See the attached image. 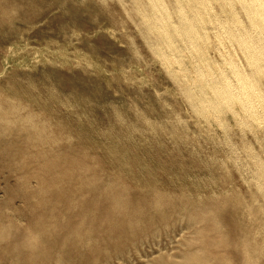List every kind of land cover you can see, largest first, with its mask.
<instances>
[{
	"label": "rangeland",
	"instance_id": "1",
	"mask_svg": "<svg viewBox=\"0 0 264 264\" xmlns=\"http://www.w3.org/2000/svg\"><path fill=\"white\" fill-rule=\"evenodd\" d=\"M121 7L0 0V264H181L211 244L209 264H244L248 254L264 264V238L244 240L264 235L251 161L264 155V109L256 117L246 99L220 98L205 80L232 73L230 60L246 62L239 43L210 34L197 48L176 39L177 49ZM200 88L208 107L189 98ZM229 189L240 202L225 201Z\"/></svg>",
	"mask_w": 264,
	"mask_h": 264
},
{
	"label": "bare ground",
	"instance_id": "2",
	"mask_svg": "<svg viewBox=\"0 0 264 264\" xmlns=\"http://www.w3.org/2000/svg\"><path fill=\"white\" fill-rule=\"evenodd\" d=\"M55 1V0H54ZM87 1V0H86ZM118 2L120 3V5L122 6L121 8H123L124 12L128 15L131 16V18H133L134 20L136 16V18L138 19V22L142 23V24H146V31H145V34L148 36V37H152L156 40H158L160 43H165V42H168L169 44H171V46L173 45V47L177 48V44L175 42L176 39L178 40H182L183 42H185L186 44H190L192 47L196 45V42L198 40H202V39H206L210 36V34H213L214 36H217L219 38H221L222 36H224L225 38L226 37H231L232 38H235L236 41L239 43L238 45H240L239 48H241L243 54H244V59L246 62H244V64L241 63V61H233L230 60V64L228 65H231V69H232V73H227L226 72V69L223 68V70L221 71V69H219L221 71V75L217 76L215 79H209L208 77L205 79L206 80V83L212 87V89L215 91L212 92L214 94H217L218 96H221L223 98H228V96H232L235 98V96L240 97L241 100L242 98L245 100H247V108L249 107V110L251 111L252 114H254L256 117L261 113V110L264 109V90H262L261 88V85H264V0H129V2L132 4L131 6V9H129L125 4H123L120 0H118ZM128 2V0H127ZM84 3V2H83ZM129 6V5H128ZM130 10V11H129ZM142 15V19L140 18L139 19V16ZM133 16V17H132ZM139 31V30H138ZM139 34V33H138ZM140 35V34H139ZM142 35V34H141ZM212 35V36H213ZM141 37V36H140ZM142 38V37H141ZM218 38V39H219ZM223 40V38H221ZM227 39V38H226ZM143 40V39H142ZM207 40V39H206ZM213 40V39H212ZM211 40V41H212ZM208 41V40H207ZM205 41V42H207ZM214 42V41H213ZM220 42V40H219ZM224 42V41H223ZM230 42V41H229ZM145 43V42H144ZM143 43V44H144ZM156 43V42H155ZM184 43V44H185ZM157 44V43H156ZM214 44V43H212ZM221 44V43H220ZM232 44V42H231ZM158 45V44H157ZM156 45V46H157ZM189 45V46H190ZM199 45V43H198ZM204 45V44H203ZM206 45V44H205ZM211 45V44H210ZM219 45V44H218ZM222 45V44H221ZM226 45V44H225ZM236 45V44H235ZM208 46V45H207ZM196 47V46H195ZM198 47V46H197ZM196 47V48H197ZM200 47V45H199ZM206 47V46H205ZM212 47V46H211ZM217 47V45H216ZM223 47V45H222ZM232 47H233V44H232ZM158 48V46H157ZM167 48V47H166ZM169 48V47H168ZM175 48H174V51H175ZM194 48V47H193ZM213 48V47H212ZM221 48V47H220ZM156 49V47H155ZM161 49V48H160ZM164 49V48H163ZM179 49V45H178V48ZM185 49V48H183ZM187 49V47H186ZM199 50H201V48H198ZM206 49V48H205ZM215 49V48H213ZM224 49V48H223ZM227 49V48H226ZM232 49V48H231ZM134 50V49H133ZM136 50V49H135ZM162 50V49H161ZM218 50V49H217ZM235 50V49H233ZM137 51V50H136ZM155 51V50H153ZM157 51V50H156ZM167 51V50H166ZM169 51V49H168ZM180 51V50H179ZM202 51V50H201ZM204 51V50H203ZM219 51V50H218ZM232 51V50H231ZM240 51V50H239ZM159 52V51H157ZM164 52V51H163ZM162 52V54H163ZM171 49H170V51ZM189 52V51H188ZM198 52V51H196ZM220 52V51H219ZM233 52V51H232ZM160 53V52H159ZM190 53V52H189ZM192 53V52H191ZM199 53V52H198ZM216 53V52H215ZM227 53V52H226ZM240 53V52H239ZM132 54V52H131ZM134 54V53H133ZM170 54V53H168ZM173 54V53H172ZM179 54V53H177ZM175 54V55H177ZM182 53H180L181 55ZM183 54H184V51H183ZM182 54V55H183ZM186 54V53H185ZM195 54V53H193ZM200 54V53H199ZM202 54V53H201ZM213 54H214V51H213ZM221 54V53H220ZM218 53V55H220ZM228 54V53H227ZM164 55V54H163ZM192 55V54H191ZM203 55V54H202ZM222 55V54H221ZM230 55V54H229ZM236 55V54H235ZM241 55V54H240ZM138 56V55H136ZM154 56V55H153ZM159 56V54H158ZM179 56V55H178ZM208 56V55H207ZM214 56V55H213ZM135 57V56H134ZM141 58V56H139ZM163 57V56H162ZM165 57V55H164ZM168 57V56H167ZM198 57V56H197ZM222 57V56H221ZM224 57V56H223ZM229 57V56H228ZM242 57V56H241ZM156 58V57H155ZM170 58V57H169ZM175 58V57H174ZM181 58V57H180ZM185 58V57H183ZM190 58V57H189ZM188 58V60H189ZM192 58H193V55H192ZM202 59L204 57H201ZM230 58H231V55H230ZM243 58V57H242ZM179 59V57H178ZM206 59V58H205ZM204 59V60H205ZM211 59V58H210ZM220 59V58H219ZM228 59V58H227ZM181 60V59H180ZM179 61V63H181ZM196 60V59H195ZM225 60V59H224ZM229 60V59H228ZM227 60V61H228ZM174 61V60H173ZM192 61V60H191ZM207 61V60H206ZM205 61V63H206ZM215 61V59H214ZM169 62V61H168ZM177 62V61H176ZM216 62V61H215ZM219 62V61H218ZM221 62H222V58H221ZM167 63V62H165ZM178 63V64H179ZM184 63V62H183ZM200 63V62H199ZM213 63V62H212ZM220 63V62H219ZM227 63V62H226ZM229 63V61H228ZM193 64V63H192ZM198 64V63H197ZM201 64V63H200ZM207 64V63H206ZM221 64V63H220ZM162 65V64H161ZM164 65V64H163ZM171 65V64H170ZM195 65V64H194ZM214 65V64H213ZM226 65V64H225ZM165 66V65H164ZM168 66V64H167ZM174 66V65H173ZM181 66H182V63H181ZM189 66V65H188ZM206 66V65H205ZM219 66V65H218ZM223 66V65H222ZM176 67V66H175ZM183 67V66H182ZM196 67V66H195ZM203 67V66H202ZM214 67V66H212ZM216 67V65H215ZM185 68V67H184ZM197 68V67H196ZM199 68V67H198ZM204 68V67H203ZM206 68V67H205ZM217 68V67H216ZM227 68V67H226ZM229 68V67H228ZM172 69V68H171ZM170 69V70H171ZM191 69V68H190ZM211 69V68H209ZM208 69V70H209ZM168 70V69H167ZM181 70H184L185 73H187L185 69H181ZM198 70V69H197ZM205 70V69H203ZM208 70H205L206 72ZM216 70V69H215ZM173 71V69H172ZM219 71V72H220ZM165 72V71H164ZM171 72V71H170ZM198 72H201V70L199 69ZM205 72V74H206ZM212 72V71H211ZM214 72V71H213ZM208 73V72H207ZM217 73V72H216ZM172 74V73H170ZM176 73H174L175 75ZM184 74V73H183ZM211 75V73H209ZM213 74V73H212ZM219 74V73H218ZM232 74V75H231ZM167 75V74H166ZM173 75V74H172ZM179 75V74H178ZM208 75V76H210ZM216 75V74H215ZM189 76V75H188ZM197 76H198V73H197ZM205 76L202 72V77ZM177 77V76H176ZM180 77V75H179ZM183 77V76H182ZM186 77V76H185ZM190 77V76H189ZM213 77V76H212ZM215 77V76H214ZM192 78V77H191ZM200 78V77H199ZM198 78V79H199ZM205 78V77H203ZM171 79V78H170ZM189 79V78H188ZM195 79V78H194ZM182 80V79H181ZM193 80V79H192ZM200 80L204 81V79H201ZM195 81V80H194ZM180 83V81H178ZM185 84H186V81H184ZM189 82V81H188ZM205 83V82H204ZM204 83H201V84H204ZM193 84V83H192ZM191 84V85H192ZM195 84V83H194ZM198 84V83H197ZM190 85V84H189ZM187 86H188V83H187ZM193 86V85H192ZM190 86V87H192ZM197 85H195L196 87ZM199 86V85H198ZM178 87V86H177ZM206 87V85H205ZM263 87V86H262ZM199 88V87H198ZM204 88V87H203ZM264 88V87H263ZM201 90H199V92L196 94L194 91L190 92L189 91V98L193 101H195L198 105L201 104V106H203V104H207V107H208V104L211 103V99H205V97H200L203 95V90L202 88H200ZM193 90V88H192ZM210 92V91H209ZM205 93L206 90H205ZM205 95V94H204ZM210 97V96H209ZM230 97V98H232ZM217 98V97H216ZM229 98V99H230ZM215 99V98H214ZM239 99V98H238ZM188 100V99H187ZM217 100V99H216ZM220 100V99H219ZM232 100V99H231ZM240 100V99H239ZM240 100V101H241ZM190 101V102H192ZM229 101V100H228ZM227 101V103H228ZM234 101V100H233ZM210 102V103H209ZM231 102V101H230ZM243 102V101H242ZM241 102V103H242ZM194 103V102H192ZM214 103L216 104L217 102H215L214 100ZM213 103V104H214ZM222 103V101H221ZM226 103V104H227ZM233 103V102H232ZM190 104V103H189ZM214 104V106H215ZM243 104V103H242ZM225 105V104H224ZM228 105H231V104H228ZM227 105V106H228ZM234 105V104H233ZM244 105V104H243ZM133 106V105H132ZM213 106V105H212ZM213 106V107H214ZM216 106H220L217 105ZM222 106V105H221ZM139 107V105H138ZM196 107V106H195ZM194 107V108H195ZM212 107V108H213ZM230 109L231 107L228 106ZM233 107V106H232ZM244 107H246V105H244ZM211 108V107H210ZM215 108V107H214ZM141 109V108H140ZM193 109V107H192ZM198 109V108H197ZM208 109V108H207ZM217 109L220 110V107H218ZM238 109V108H237ZM203 107H202V111H203ZM225 110V108L223 109ZM243 110V108L241 109ZM140 111V110H139ZM142 111V110H141ZM155 111V110H154ZM207 111V110H206ZM215 112H217L215 109H214ZM238 111V110H237ZM137 112V111H136ZM200 112V111H199ZM220 112V111H219ZM222 112V111H221ZM247 112V111H246ZM264 113V111H262ZM117 113V112H116ZM124 113V112H122ZM144 113V112H143ZM151 113V112H150ZM177 113V112H176ZM197 113V111H196ZM205 113V112H203ZM225 113V112H224ZM118 114V113H117ZM120 114V112H119ZM149 114V113H148ZM158 114V113H157ZM195 114V113H194ZM217 114V113H216ZM220 114V113H219ZM236 114H238L236 112ZM258 114V115H256ZM125 115V114H123ZM177 115V114H176ZM199 115V113H198ZM201 115V114H200ZM239 115V114H238ZM251 114H249L250 116ZM120 116V115H119ZM140 116V115H139ZM159 116V115H158ZM161 116V115H160ZM179 116V115H178ZM218 116V114H217ZM220 116V115H219ZM218 116V117H219ZM240 116V115H239ZM248 116V117H249ZM253 116V115H252ZM149 117V116H148ZM206 117V116H205ZM204 117V118H205ZM208 117V116H207ZM251 117V116H250ZM254 117V116H253ZM123 119V117H121ZM140 118V117H139ZM147 118V117H146ZM145 118V119H146ZM154 118V117H153ZM162 118V116H161ZM180 118V117H179ZM222 118V117H219V119ZM244 118V117H243ZM252 118V117H251ZM263 118V117H262ZM138 119V118H137ZM148 119V118H147ZM150 119V118H149ZM166 119V118H165ZM206 119V118H205ZM254 119V118H253ZM114 120V119H113ZM117 120V118L115 119ZM120 120V118H119ZM124 120V119H123ZM122 120V121H123ZM151 120V119H150ZM154 120V119H153ZM160 120V119H159ZM158 120V121H159ZM175 120V119H174ZM178 119H176L177 121ZM181 120V119H180ZM226 120V119H225ZM257 120V119H256ZM255 120V121H256ZM121 121V120H120ZM129 121V120H128ZM163 121V119L161 120ZM211 121V120H210ZM223 121V120H222ZM241 121V120H240ZM245 121V120H244ZM248 121V119H247ZM259 121V120H258ZM114 122V121H113ZM119 122V121H118ZM135 122V121H134ZM142 122V121H141ZM166 122V121H164ZM169 122V121H168ZM178 122V121H177ZM176 122V123H177ZM220 122V121H219ZM251 122V120H250ZM120 123V122H119ZM119 123L117 124L119 127ZM123 123V122H122ZM131 123H132V119H131ZM149 123V122H148ZM156 123V121H155ZM170 123V122H169ZM183 123V121H182ZM224 123V122H223ZM226 123H229L228 121ZM236 123V122H235ZM238 123V122H237ZM242 123V122H241ZM241 123H240V126H241ZM246 123V121H245ZM253 123V122H252ZM125 124H128L125 123ZM137 123H135L134 125H136ZM144 124V123H142ZM153 124V123H151ZM157 124V123H156ZM160 124V123H159ZM164 124V123H163ZM167 125V123H165ZM164 124V125H165ZM262 124V123H261ZM154 125V124H153ZM162 124H160L161 126ZM249 125V124H248ZM253 126V124H251ZM122 126V125H121ZM152 126V125H151ZM178 126V125H177ZM188 126V125H187ZM222 126V125H221ZM228 126V124H227ZM226 126V127H227ZM126 127V126H125ZM132 127V126H131ZM165 127V126H164ZM174 127H175V124H174ZM182 127V126H181ZM243 127V126H242ZM246 127V126H245ZM251 127V126H249ZM255 127V126H254ZM118 128V127H117ZM130 128V127H129ZM135 128V127H134ZM154 128V127H153ZM170 128V126H169ZM173 128V127H172ZM176 128V127H175ZM205 128V127H204ZM224 128V127H223ZM228 128V127H227ZM119 129V128H118ZM125 129V128H124ZM138 129V128H137ZM140 129V128H139ZM163 129V127H162ZM165 129V128H164ZM163 129V130H164ZM168 129V128H167ZM180 129V128H179ZM177 129V130H179ZM183 129V128H182ZM246 129V128H245ZM128 130V129H127ZM130 130V129H129ZM142 130V128H141ZM147 130V129H146ZM152 130V129H151ZM158 130V128H157ZM170 130V129H169ZM188 130V129H187ZM225 130V129H224ZM238 130V129H237ZM251 130V128H250ZM133 131V129H132ZM166 131V130H165ZM164 131V132H165ZM176 131V129H175ZM181 131V130H179ZM209 131V130H207ZM228 131V130H226ZM253 131V130H252ZM257 131V130H256ZM155 132V131H154ZM182 132V131H181ZM186 132V131H185ZM185 132H184V135H185ZM241 132V130H240ZM258 132V131H257ZM135 133V132H134ZM159 133V131H158ZM163 133V132H161ZM178 133V132H177ZM183 133V132H182ZM187 133V132H186ZM242 133V132H241ZM240 133V134H241ZM254 133V132H253ZM260 133V132H259ZM258 133V134H259ZM131 134V133H130ZM142 134V133H141ZM145 134V133H144ZM147 134V133H146ZM151 134H152V131H151ZM166 134V133H165ZM172 134V133H171ZM176 134V132L174 133ZM179 134V133H178ZM177 134V136H178ZM207 134V133H206ZM227 134V133H226ZM245 134V133H244ZM256 134V133H255ZM134 135V134H133ZM158 135V134H157ZM229 135V133L227 134ZM242 135V134H241ZM261 135V134H259ZM264 135V134H263ZM132 136V135H131ZM136 136V135H135ZM155 136V135H154ZM161 136V135H160ZM168 136V135H166ZM173 136V135H172ZM182 136V135H180ZM207 136V135H206ZM212 136V135H211ZM226 136V135H225ZM244 136V135H242ZM257 136V135H256ZM255 137V136H254ZM256 138V137H255ZM225 139V138H224ZM226 140V139H225ZM257 140V139H256ZM228 141V140H227ZM226 141V142H227ZM254 141V140H253ZM224 144V142H223ZM222 144V145H223ZM234 144V143H233ZM232 144V141H231V145ZM256 144V143H255ZM225 145V144H224ZM227 145H228V142H227ZM243 145V144H242ZM221 146V145H220ZM230 147V146H228ZM235 147V146H234ZM262 147V146H259V148ZM264 148V146H263ZM245 149V148H243ZM222 150V149H221ZM235 150V149H234ZM259 150V149H258ZM261 150V149H260ZM224 151V150H223ZM226 151V150H225ZM238 151V150H237ZM224 154V153H223ZM235 154V153H234ZM246 154V153H245ZM255 155L253 156V160L252 161V164L254 165V172L256 175L255 177V181H256V184L260 185V187L262 186V190H263V198H264V186L262 185L264 183V155L260 154V153H254ZM243 155H244V152H243ZM232 156V155H231ZM246 156V155H244ZM226 157V156H225ZM234 157V156H232ZM235 157H236V154H235ZM229 157H227L226 159H228ZM248 158V157H247ZM219 159V158H218ZM221 159V158H220ZM219 159V161H220ZM231 159V158H230ZM239 159V158H237ZM244 159V158H243ZM214 160V159H213ZM249 160V159H248ZM223 161V160H222ZM229 161V160H228ZM218 162V161H217ZM224 162V161H223ZM230 162V161H229ZM237 162V161H236ZM242 162V161H241ZM215 163V162H214ZM222 165H225V163H222ZM231 165V164H230ZM233 165V164H232ZM238 165V164H237ZM252 165V166H253ZM221 166V165H220ZM239 166V165H238ZM222 167V166H221ZM245 168V167H244ZM249 168V167H248ZM234 169V167H233ZM246 169V168H245ZM227 170V169H225ZM224 170V171H225ZM239 170V169H238ZM241 171V170H240ZM242 172V171H241ZM249 172V171H248ZM251 172V170H250ZM238 173V172H237ZM246 173V172H245ZM253 173V172H252ZM240 174V172H239ZM220 175V174H219ZM241 175V174H240ZM239 175V176H240ZM247 175V174H246ZM221 176V175H220ZM245 177V176H244ZM251 177V176H250ZM252 178V177H251ZM224 180V178H223ZM250 180H253V179H250ZM221 181V180H220ZM220 184V183H219ZM221 185V184H220ZM250 185V184H249ZM246 186V185H245ZM230 187V186H229ZM248 188V187H247ZM226 188H224L225 190ZM231 192H230V196H226V199L225 201L227 203H233L236 201L235 200V196H236V193L235 191L229 189ZM249 190V189H248ZM261 190V189H260ZM258 191H259V188H258ZM257 193V192H256ZM261 193V191H260ZM259 193V194H260ZM220 197V196H219ZM239 197V196H238ZM258 197V195H257ZM228 198V199H227ZM237 198V197H236ZM241 197H239L237 199L238 202H240ZM223 199V198H222ZM230 199V200H229ZM215 201V200H214ZM223 201V202H225ZM236 201V203H238ZM216 202V205H217V201ZM219 202V201H218ZM225 202V203H226ZM226 203V204H227ZM219 204V203H218ZM222 204V202H221ZM207 205V204H206ZM212 205V204H211ZM213 205H214V202H213ZM212 205V206H213ZM224 205V204H223ZM222 205V206H223ZM203 206V205H202ZM201 206V207H202ZM261 206V205H260ZM205 207V205H204ZM209 208V206H207ZM205 207V208H207ZM216 207L219 208V205H217ZM221 207V206H220ZM206 209V210H210V209ZM212 208V207H211ZM224 208V207H222ZM221 208V209H222ZM242 208V207H241ZM262 208V207H261ZM213 209V208H212ZM248 209V208H247ZM224 210V209H222ZM251 210V208H250ZM249 210V215L246 217L247 218V223H248V220L249 221H252L251 223H253V220H252V214ZM245 211V210H244ZM243 211V212H244ZM195 212V211H193ZM209 212V211H208ZM207 212V213H208ZM203 213V211H202ZM204 212V214H207ZM212 213V211H211ZM213 214V213H212ZM248 214V213H247ZM197 215V214H196ZM195 215V216H196ZM210 215V214H209ZM202 216V214H201ZM207 217V216H206ZM220 217V216H219ZM202 218V217H201ZM243 219V217L241 218ZM204 222L205 220L208 222L210 221L207 220V219H203ZM218 222V221H217ZM244 223V222H243ZM250 223V224H251ZM209 226L211 225L210 223H208ZM221 223H219L220 225ZM249 224V223H248ZM223 225V224H222ZM210 228H212L210 226ZM221 230H222V227H220ZM218 227V229H220ZM205 229V228H204ZM215 228H213L214 230ZM202 230V229H201ZM208 233V229H205ZM228 230V229H227ZM204 231V230H203ZM224 231V230H223ZM205 232V231H204ZM204 232H200V233H203ZM206 233V232H205ZM215 233V232H213ZM221 233V232H220ZM218 234V233H217ZM224 234V233H222ZM228 234V232L226 233ZM258 233H254L253 237L251 238L250 236V233L249 231H246L245 232V235H244V240L246 241V243H250L252 241L253 238L255 239H258L257 237H260L259 239H263L264 238V235L262 234H258ZM208 235V234H207ZM211 235V232L210 234ZM205 236V234H204ZM203 236V237H204ZM197 237V236H196ZM212 236H210L211 238ZM208 237H206L207 239ZM230 238V236H229ZM205 239V238H204ZM205 239V240H206ZM208 240V239H207ZM206 240V241H207ZM233 240V239H232ZM197 241V240H196ZM209 241V240H208ZM217 241H219V238L217 239ZM222 241V240H221ZM219 241L221 244L224 243ZM234 241V240H233ZM232 241V243H233ZM211 242H212V239H211ZM213 247L216 248L217 246V249H220L221 247L218 248V244L213 242ZM231 243V242H230ZM231 243V244H232ZM259 243V242H258ZM189 244V243H188ZM208 244V242H207ZM217 244V245H216ZM204 245L205 246V243L204 244H201V246ZM246 244L244 243V246ZM199 246V245H197ZM196 246V247H197ZM200 246V247H201ZM209 245H207V247L203 250H191L189 253H187V255L185 254L186 252H184V256L186 255L185 258L182 259L181 261V264H209V260L207 259V256L204 255V252L206 251H210L212 244L208 247ZM219 246H221L219 244ZM242 244L240 246H236V247H239V249L241 248ZM189 247V246H188ZM229 247V246H228ZM235 247V245H234ZM247 247V246H245ZM249 250H250V246H248ZM260 248V246H258ZM227 248V247H226ZM243 248V247H242ZM223 249V248H221ZM238 249V248H237ZM263 249V248H262ZM229 250V249H228ZM245 250V249H243ZM242 250V251H243ZM213 251V249L211 250ZM248 251V250H246ZM252 251H253V248H252ZM261 252V257H260V260L261 258L264 256V250H259ZM214 252V251H213ZM223 252V251H222ZM221 252V253H222ZM230 252V251H229ZM245 252V251H244ZM212 255H214V253L210 252ZM248 253V252H247ZM182 254V256H183ZM205 254H208V253H205ZM210 254V255H211ZM211 255V256H212ZM223 255V254H221ZM220 255V256H221ZM231 255V254H230ZM251 255V253H250ZM255 255V254H254ZM257 255V253H256ZM216 256V255H215ZM223 256H227L226 254H224ZM252 256V255H251ZM249 256L248 254V257L245 258L244 260V264H253V260L255 258V256H252L253 257V260H252V257ZM217 257V256H216ZM224 258V257H223ZM229 258V264L233 263V259L231 258V256L228 257ZM244 258V257H243ZM227 259V257H226ZM260 262V261H259Z\"/></svg>",
	"mask_w": 264,
	"mask_h": 264
}]
</instances>
